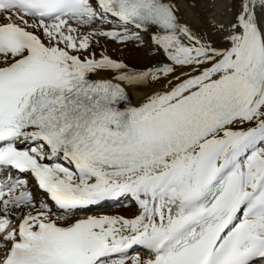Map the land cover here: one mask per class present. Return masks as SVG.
Wrapping results in <instances>:
<instances>
[{
    "label": "snow or ice",
    "instance_id": "snow-or-ice-1",
    "mask_svg": "<svg viewBox=\"0 0 264 264\" xmlns=\"http://www.w3.org/2000/svg\"><path fill=\"white\" fill-rule=\"evenodd\" d=\"M234 8L216 46L174 0H0V264H264V0ZM141 32L159 64L108 54Z\"/></svg>",
    "mask_w": 264,
    "mask_h": 264
},
{
    "label": "bare ground",
    "instance_id": "bare-ground-1",
    "mask_svg": "<svg viewBox=\"0 0 264 264\" xmlns=\"http://www.w3.org/2000/svg\"><path fill=\"white\" fill-rule=\"evenodd\" d=\"M174 2L180 9L179 15L182 22L190 25L198 34L207 33L206 38L212 40L216 46H224L222 41L224 33L213 28L209 24V20L214 18L217 25H224L227 27L234 19V6L237 4V0H211L208 3L202 4H199L198 0H174ZM193 4L195 7H192ZM141 36L142 39L148 42V47H138L134 41L127 42L126 44L108 43L104 46L107 48V52L110 56L122 60L129 66L130 70L142 71L148 67L154 66L159 57L162 58V60L164 57L162 55L153 54L155 52V47L152 45L150 40V33L141 32ZM162 83L163 82L150 83L148 86L128 87L127 91L129 93L131 103L133 105L140 104L148 94L155 89H159ZM24 178L29 180V188L34 197H36L37 202L45 201L53 207L54 211H60L55 208V205L49 199L48 194L38 187V184L31 176ZM125 202L127 204H124ZM101 205H106L107 207L102 206L103 209L98 208ZM101 205H98L97 208H94L93 210H80L76 218H84L88 215H122L125 217H131L136 213L135 202L131 201L129 198L108 200L103 202ZM141 251L143 252H140V255H146L144 250L141 249Z\"/></svg>",
    "mask_w": 264,
    "mask_h": 264
},
{
    "label": "rangeland",
    "instance_id": "rangeland-1",
    "mask_svg": "<svg viewBox=\"0 0 264 264\" xmlns=\"http://www.w3.org/2000/svg\"><path fill=\"white\" fill-rule=\"evenodd\" d=\"M209 1H211V0H198V3H199V4H202V3H208ZM97 26L100 27V25H97ZM143 42H144L143 45H141L139 41H134V43H135L136 46H138V47H144V46H145V47H148V46H149V45L147 44L148 42H147L146 40L143 39ZM157 60H158V61L155 63V65H156L159 61H161L162 58L159 57V59H157ZM155 65H154V66H155ZM120 203H121V202H120ZM115 204H117V203H115ZM122 204H123V203H122ZM124 204H127V203L125 202ZM124 204H123V205H124ZM119 205H120V204H119ZM102 206H103V205L99 206L98 208L103 209ZM105 206H106V205H104L103 207H105ZM108 206H109V205H108ZM125 206H126V205H125ZM106 207H107V206H106ZM138 251H139V253H140V252H141V253L143 252V251H141V250H138Z\"/></svg>",
    "mask_w": 264,
    "mask_h": 264
},
{
    "label": "water",
    "instance_id": "water-1",
    "mask_svg": "<svg viewBox=\"0 0 264 264\" xmlns=\"http://www.w3.org/2000/svg\"><path fill=\"white\" fill-rule=\"evenodd\" d=\"M159 62H160V61H159ZM159 62H158L157 64H159ZM157 64H156V65H157Z\"/></svg>",
    "mask_w": 264,
    "mask_h": 264
}]
</instances>
